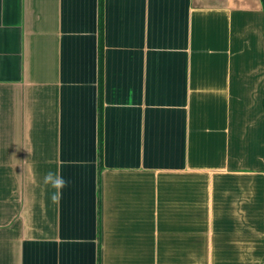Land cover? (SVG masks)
I'll list each match as a JSON object with an SVG mask.
<instances>
[{
    "label": "crops",
    "instance_id": "crops-1",
    "mask_svg": "<svg viewBox=\"0 0 264 264\" xmlns=\"http://www.w3.org/2000/svg\"><path fill=\"white\" fill-rule=\"evenodd\" d=\"M0 264H264L261 0H0Z\"/></svg>",
    "mask_w": 264,
    "mask_h": 264
},
{
    "label": "clouds",
    "instance_id": "clouds-1",
    "mask_svg": "<svg viewBox=\"0 0 264 264\" xmlns=\"http://www.w3.org/2000/svg\"><path fill=\"white\" fill-rule=\"evenodd\" d=\"M43 184L52 189L50 199L56 204L59 203L63 189L68 186L69 181L66 180L60 172L49 170L43 176Z\"/></svg>",
    "mask_w": 264,
    "mask_h": 264
},
{
    "label": "trees",
    "instance_id": "trees-1",
    "mask_svg": "<svg viewBox=\"0 0 264 264\" xmlns=\"http://www.w3.org/2000/svg\"><path fill=\"white\" fill-rule=\"evenodd\" d=\"M261 4H262V7H263V11H264V0H261Z\"/></svg>",
    "mask_w": 264,
    "mask_h": 264
}]
</instances>
